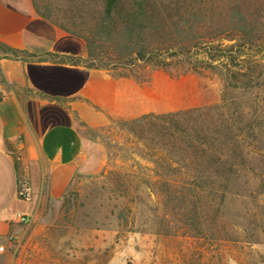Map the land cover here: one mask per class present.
Segmentation results:
<instances>
[{
  "label": "rangeland",
  "instance_id": "rangeland-1",
  "mask_svg": "<svg viewBox=\"0 0 264 264\" xmlns=\"http://www.w3.org/2000/svg\"><path fill=\"white\" fill-rule=\"evenodd\" d=\"M207 1L215 46L237 45L227 28L233 9L259 45L233 61L228 52L211 62L204 51L206 69H149L136 80L106 71L111 100L97 106L107 124L90 130L107 150L103 172L77 179L22 224L3 246V264H264V0ZM82 2L35 0L53 23L78 31L74 12L89 10ZM167 114L182 129L203 127L218 144L210 153L235 160L234 174L208 180L215 168L187 143L159 134L152 119L126 122Z\"/></svg>",
  "mask_w": 264,
  "mask_h": 264
},
{
  "label": "crops",
  "instance_id": "crops-1",
  "mask_svg": "<svg viewBox=\"0 0 264 264\" xmlns=\"http://www.w3.org/2000/svg\"><path fill=\"white\" fill-rule=\"evenodd\" d=\"M87 57L86 41L40 16L32 0H0V247L21 218L34 221L77 179L105 168L106 147L90 130L107 124L97 103L113 82L70 62ZM21 180L30 200L18 196Z\"/></svg>",
  "mask_w": 264,
  "mask_h": 264
},
{
  "label": "trees",
  "instance_id": "trees-1",
  "mask_svg": "<svg viewBox=\"0 0 264 264\" xmlns=\"http://www.w3.org/2000/svg\"><path fill=\"white\" fill-rule=\"evenodd\" d=\"M32 1L37 13L51 21L48 15L39 11L35 0ZM82 4L89 10L74 12L77 14L75 18L79 16L81 19L79 27L83 26L82 31L54 23L87 43L88 57L70 62L89 69L120 71L122 79L134 77L136 80L138 71L149 69L163 72L197 69L198 66L206 69L210 62L200 59L204 51L211 62L218 61L228 52L233 61V53L244 54L242 49L246 46L259 45L260 39L257 40L252 23L233 9L227 18V28L237 45L215 46L217 35L210 39L206 35L212 28L210 23L215 14L214 10L209 12L206 9L207 0H83ZM149 119L154 121L153 127L159 134L170 138L168 140L175 139L173 142L187 143L190 150L215 168L208 180L214 176H226L228 180L234 174L235 160H222L221 156L210 153L217 152L218 144L203 127L193 123L191 129H182L172 114L144 115L141 119L126 122L133 124ZM179 133L182 138L177 137Z\"/></svg>",
  "mask_w": 264,
  "mask_h": 264
},
{
  "label": "built area",
  "instance_id": "built-area-1",
  "mask_svg": "<svg viewBox=\"0 0 264 264\" xmlns=\"http://www.w3.org/2000/svg\"><path fill=\"white\" fill-rule=\"evenodd\" d=\"M18 196L24 200H30L31 190H30L29 183L26 180H21L19 182ZM20 223L21 224H28V223H30V221L27 218H21ZM4 249L5 248L3 246L0 247L1 252H3Z\"/></svg>",
  "mask_w": 264,
  "mask_h": 264
}]
</instances>
